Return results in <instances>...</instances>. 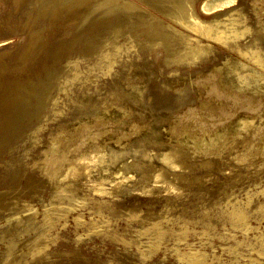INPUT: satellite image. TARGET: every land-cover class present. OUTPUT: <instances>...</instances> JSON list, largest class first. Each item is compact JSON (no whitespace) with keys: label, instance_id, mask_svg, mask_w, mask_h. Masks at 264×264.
Wrapping results in <instances>:
<instances>
[{"label":"rangeland","instance_id":"1","mask_svg":"<svg viewBox=\"0 0 264 264\" xmlns=\"http://www.w3.org/2000/svg\"><path fill=\"white\" fill-rule=\"evenodd\" d=\"M0 264H264V0H0Z\"/></svg>","mask_w":264,"mask_h":264}]
</instances>
